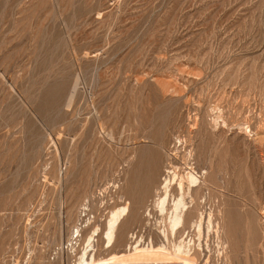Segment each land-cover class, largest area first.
<instances>
[{"label":"rangeland","instance_id":"rangeland-1","mask_svg":"<svg viewBox=\"0 0 264 264\" xmlns=\"http://www.w3.org/2000/svg\"><path fill=\"white\" fill-rule=\"evenodd\" d=\"M165 166L204 175L196 264H264V0H0V264H75L96 228V259L159 244Z\"/></svg>","mask_w":264,"mask_h":264},{"label":"bare ground","instance_id":"bare-ground-1","mask_svg":"<svg viewBox=\"0 0 264 264\" xmlns=\"http://www.w3.org/2000/svg\"><path fill=\"white\" fill-rule=\"evenodd\" d=\"M167 165L171 164L168 163ZM166 166L160 184L154 190L151 200L150 210L154 212V216L149 209L146 210V217L148 216L150 221L152 218L154 219L152 226L157 227L161 242L155 245L151 241L143 242L140 239L131 245L128 252L115 253L106 256L107 258L104 259L101 257V259H96L93 253L94 237L97 234L96 228L85 238L75 264H196L188 255V246H185L182 241H176L175 236L184 225L185 215L191 211L187 198H190L191 192L206 185L204 175H198L190 168L185 177H181L171 168L168 167L167 169ZM127 213V205L117 206L108 213L101 235L102 246L105 250L112 247L117 228ZM190 226L194 229L195 236L199 237L203 229L207 234L213 230L214 234L218 236L219 230L217 231L213 227L210 212L205 217L203 213L198 212L195 221ZM74 233L77 235V231ZM224 243L220 244L221 247L219 246L217 254L223 253V246L226 245Z\"/></svg>","mask_w":264,"mask_h":264}]
</instances>
